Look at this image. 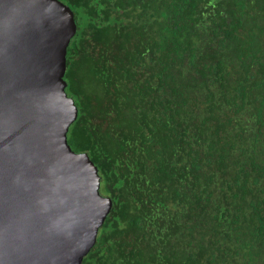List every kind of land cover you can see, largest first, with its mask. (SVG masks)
<instances>
[{
	"label": "trees",
	"instance_id": "trees-1",
	"mask_svg": "<svg viewBox=\"0 0 264 264\" xmlns=\"http://www.w3.org/2000/svg\"><path fill=\"white\" fill-rule=\"evenodd\" d=\"M67 134L112 207L82 264H264V0H59Z\"/></svg>",
	"mask_w": 264,
	"mask_h": 264
},
{
	"label": "water",
	"instance_id": "water-1",
	"mask_svg": "<svg viewBox=\"0 0 264 264\" xmlns=\"http://www.w3.org/2000/svg\"><path fill=\"white\" fill-rule=\"evenodd\" d=\"M75 33L59 0H0V264H82L112 207L67 141Z\"/></svg>",
	"mask_w": 264,
	"mask_h": 264
}]
</instances>
